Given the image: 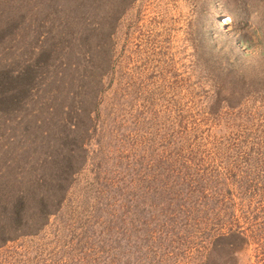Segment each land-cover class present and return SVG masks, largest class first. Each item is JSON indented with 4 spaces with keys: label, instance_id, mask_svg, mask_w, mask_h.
Returning <instances> with one entry per match:
<instances>
[{
    "label": "rangeland",
    "instance_id": "rangeland-1",
    "mask_svg": "<svg viewBox=\"0 0 264 264\" xmlns=\"http://www.w3.org/2000/svg\"><path fill=\"white\" fill-rule=\"evenodd\" d=\"M69 2L0 0V76L18 75L0 103L11 183L46 178L33 127L81 132L60 206L0 264H264V0Z\"/></svg>",
    "mask_w": 264,
    "mask_h": 264
},
{
    "label": "trees",
    "instance_id": "trees-1",
    "mask_svg": "<svg viewBox=\"0 0 264 264\" xmlns=\"http://www.w3.org/2000/svg\"><path fill=\"white\" fill-rule=\"evenodd\" d=\"M70 2L68 7L71 8L65 7L63 10H72L77 15L84 11L86 5H91L94 8L101 7L105 0H70ZM13 8L10 11H13ZM70 16L72 15H66L65 17ZM7 20V24L13 23L10 22L11 17L7 16ZM65 27L70 29L71 24ZM242 38L248 45L249 40L245 34H242ZM50 53L51 50L48 48L40 49L36 54V58L22 69L23 86L21 93L31 89L38 73L37 63H42L43 61L40 60L48 58ZM17 78L18 75L8 76L6 73H2V76H0L1 104L7 100L5 87L11 89L13 84L15 85L17 82ZM18 94L19 91L15 89L11 94V98L16 99ZM55 112L56 110L52 107L50 113ZM40 123L42 124L43 122L40 121ZM42 129L41 126L36 129L33 127L27 147L29 155L32 153H37L38 155L44 152V156L48 155L49 157L48 160H44L47 170L45 171L46 174L43 173L42 175H45L46 178L40 184L36 181H30L28 182L29 184H12L11 180H9V171L11 170L5 162L6 151L0 147V155H2L0 156V248L20 236L38 233L48 221L49 215L58 209L65 196L68 178L73 172L76 155H79L67 147L71 145L72 141L79 138L81 132L79 129L68 130L67 128H59L55 131L50 130L51 132L40 133L38 130ZM63 146L65 147L61 148ZM254 153L256 156H253L252 161L258 165L264 164L263 153L257 150ZM4 163L6 166L2 165ZM262 171L259 176L254 175L253 179L257 178L256 180L261 181L262 186L258 190L264 191V169ZM253 216L256 217V215ZM227 236L233 237L236 245L244 238L242 232L239 231H231Z\"/></svg>",
    "mask_w": 264,
    "mask_h": 264
},
{
    "label": "built area",
    "instance_id": "built-area-1",
    "mask_svg": "<svg viewBox=\"0 0 264 264\" xmlns=\"http://www.w3.org/2000/svg\"><path fill=\"white\" fill-rule=\"evenodd\" d=\"M226 20H229L228 18L226 19V18H222V24H226L227 23V21Z\"/></svg>",
    "mask_w": 264,
    "mask_h": 264
},
{
    "label": "bare ground",
    "instance_id": "bare-ground-1",
    "mask_svg": "<svg viewBox=\"0 0 264 264\" xmlns=\"http://www.w3.org/2000/svg\"><path fill=\"white\" fill-rule=\"evenodd\" d=\"M227 18L229 19V16H227ZM227 21V20H226ZM228 22V21H227Z\"/></svg>",
    "mask_w": 264,
    "mask_h": 264
}]
</instances>
